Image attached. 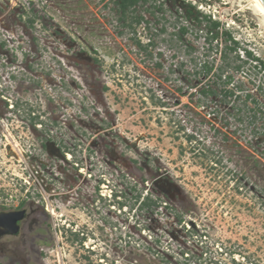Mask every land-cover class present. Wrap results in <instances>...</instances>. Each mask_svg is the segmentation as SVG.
<instances>
[{
    "label": "rangeland",
    "instance_id": "1",
    "mask_svg": "<svg viewBox=\"0 0 264 264\" xmlns=\"http://www.w3.org/2000/svg\"><path fill=\"white\" fill-rule=\"evenodd\" d=\"M117 2L0 0V190L15 196L9 174L23 177L6 149L49 135V185L67 193L0 238V264H264V70L237 72L229 54L256 102L221 100L200 63L220 66L225 42L208 44L181 7L263 62L264 17L251 0H141L122 20ZM147 194L158 209H141Z\"/></svg>",
    "mask_w": 264,
    "mask_h": 264
},
{
    "label": "flooded vegetation",
    "instance_id": "2",
    "mask_svg": "<svg viewBox=\"0 0 264 264\" xmlns=\"http://www.w3.org/2000/svg\"><path fill=\"white\" fill-rule=\"evenodd\" d=\"M182 35L183 34L181 33V37ZM216 42L218 43L219 41H216ZM208 44H211V43H208ZM242 58L243 59L246 58L245 60L248 59L246 53L243 54ZM242 58L240 60L241 62L240 64H242V67L240 70H242L246 64L245 62L242 61ZM220 61H221V65L217 66L216 68L209 61L207 62L205 61V63L209 67H212V71L208 74V76L213 72L214 73L218 72L220 68H224V77H223V80H224L225 77L228 76L229 74L228 72L225 71L226 61L224 60V51L222 50L220 52ZM250 61L252 62V60ZM260 66L262 67V65ZM253 68H255V66H253ZM240 70H236V71L239 72ZM218 82H219V86L221 87V83H220L221 81H218ZM231 85L232 87L229 88L230 87L229 85L228 88L231 90L233 88V90H235L236 92L235 100L240 101L243 97L244 98L243 102H246V103L248 102L249 104L253 105L255 100L251 93H246L244 96H241L242 95L241 93L243 92L244 88L241 85L239 86H235L234 84H231ZM205 88L213 89L212 86H209V85L205 86ZM219 95L221 97V100L226 102L227 99L225 98L224 95H222L221 91ZM248 95H251L252 98H248ZM211 96L215 97L216 95L214 94L208 95V97H211ZM32 116L33 117L30 116L27 119L28 124H30V126L32 125L31 127L38 126V123L36 124L38 119L34 117V113H32ZM45 131L46 130H43L44 133ZM3 139L8 141L7 136L4 134L2 130V126H0V148L4 146ZM6 150L7 152H9L8 155L12 154L11 156L15 160L14 165L18 166L19 169L22 170L23 177H19L13 173L9 174L15 177V178L10 177V179L13 180L14 182L15 189L18 190L17 191L18 193H16L15 196L13 194L9 195L8 193H6V189L4 192L3 190H0V213H5V214L17 213V215L19 216V220L17 221L18 228L16 230V233L14 234L2 233L6 229L0 226V238H2L3 236H10V237L18 236V234H20L21 232V229L25 226V224L28 223V221H31L34 224V220H32L33 216H36L38 214L44 215L45 217L54 215L58 208L56 207L55 204L50 202L51 197L49 196H52L54 200H57V199L63 200L64 194H67V193H61V192L56 191L57 189L59 191L62 189L60 186L56 187L55 189H52L49 185V180H50L49 177L52 175V173L50 172L51 145H50L49 135H47L44 139L40 141L38 139L37 144H33V143L30 144L27 152L24 151L25 155L24 154L20 155L18 152L12 151V148L11 149L7 148ZM60 152H58V154H60L59 156L61 157H65L67 154L64 148L60 149ZM15 163H17V165ZM2 169H4V167L2 168L0 167V171H3ZM9 175L6 174L5 176L9 177ZM27 176H29V178L31 179V181H28L29 183H26L27 180H25V177ZM83 183L84 182L82 181L81 183L75 182L73 184L77 186L76 189L78 190V185L79 187H81V184ZM70 185L71 184L69 183L66 184L68 188L70 187ZM16 186H18V188L20 189L16 188ZM51 192L53 193V195ZM8 196L11 199V201L9 200ZM68 199H71V198L68 197ZM147 199L150 200L151 202L153 201V204H151L150 207H147L148 209L150 208L158 209L159 208L158 206L162 203L158 199H155V200L150 199L147 194V196L143 197L142 200L140 201L141 204L142 202L145 203ZM8 202H10L11 204Z\"/></svg>",
    "mask_w": 264,
    "mask_h": 264
},
{
    "label": "trees",
    "instance_id": "3",
    "mask_svg": "<svg viewBox=\"0 0 264 264\" xmlns=\"http://www.w3.org/2000/svg\"><path fill=\"white\" fill-rule=\"evenodd\" d=\"M141 0H118V8L121 12V14L124 16L122 20L125 19L127 16L128 12H130L138 3H140ZM147 1V0H143ZM183 13L181 18H183L186 22H189L190 25L192 23L197 26L198 31H201L204 36L205 40L208 43H212L214 41H219L222 39V42H225V48L224 50V60L228 65H230L229 62V54L234 53L235 58L234 61H240L241 57L238 54L237 50L239 49V42L232 36V34L228 31H223L222 29V24L217 21L213 20L210 15L202 13L200 10L197 9L196 6L192 5L191 3L187 4H182ZM132 22L129 25V27H133V24H140L144 19L142 17H132L131 18ZM192 25V26H194ZM134 30V28H133ZM188 31V26H183L181 28V33L184 35ZM139 44V42H137ZM229 43V44H228ZM140 45V44H139ZM141 48L143 46L140 45ZM246 53L248 59L244 60L242 58L243 62H247L252 60L253 63H255V67H258L259 69L264 70V62L260 61L259 58H256L252 52L248 50H244L243 54ZM251 62V61H250ZM258 65V66H257ZM262 65V67L260 66ZM232 67V66H231ZM242 67V64L234 65L235 70H240ZM212 71V67H209L205 62L203 64L200 63V74H202L204 77H207L208 74ZM215 77L218 81H221V92L222 95L225 96V98H235L236 92L235 90H231L228 88L229 85L233 84V77L231 75H228L224 77V68H220L219 71L215 74ZM199 94L203 97H208L209 94H214L216 95L217 92L213 89L210 88H201L199 91ZM248 98H252L251 95H248ZM256 101H254L255 103ZM140 197H138L139 199ZM151 204H153V201L151 202L150 200L147 199V201L144 203L142 202L141 204V209L150 207Z\"/></svg>",
    "mask_w": 264,
    "mask_h": 264
},
{
    "label": "water",
    "instance_id": "4",
    "mask_svg": "<svg viewBox=\"0 0 264 264\" xmlns=\"http://www.w3.org/2000/svg\"><path fill=\"white\" fill-rule=\"evenodd\" d=\"M264 4V0H261ZM19 220V216L17 213H0V226H2L5 231L2 233H16L17 230V221Z\"/></svg>",
    "mask_w": 264,
    "mask_h": 264
},
{
    "label": "bare ground",
    "instance_id": "5",
    "mask_svg": "<svg viewBox=\"0 0 264 264\" xmlns=\"http://www.w3.org/2000/svg\"><path fill=\"white\" fill-rule=\"evenodd\" d=\"M253 2L254 7L260 12V14L264 17V4L261 0H251Z\"/></svg>",
    "mask_w": 264,
    "mask_h": 264
},
{
    "label": "built area",
    "instance_id": "6",
    "mask_svg": "<svg viewBox=\"0 0 264 264\" xmlns=\"http://www.w3.org/2000/svg\"><path fill=\"white\" fill-rule=\"evenodd\" d=\"M215 20V19H214ZM68 156H70L69 154H68ZM82 171H83V169H82ZM26 183H29L28 181H26ZM28 185V184H27ZM187 255V254H186Z\"/></svg>",
    "mask_w": 264,
    "mask_h": 264
}]
</instances>
